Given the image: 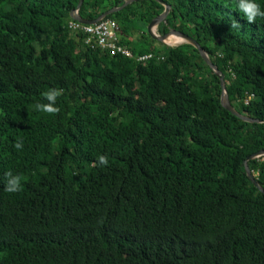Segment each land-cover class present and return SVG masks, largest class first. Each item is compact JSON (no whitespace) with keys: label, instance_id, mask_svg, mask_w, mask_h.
<instances>
[{"label":"trees","instance_id":"1","mask_svg":"<svg viewBox=\"0 0 264 264\" xmlns=\"http://www.w3.org/2000/svg\"><path fill=\"white\" fill-rule=\"evenodd\" d=\"M125 1L80 13L96 21ZM162 1L158 33L195 39L234 109L262 123L222 106L195 47L149 35L159 0L107 17L146 62L87 46L70 29L81 0H0V264H264V194L245 167L264 151V20L249 24L237 0ZM52 89L59 110H37ZM248 166L264 189V156Z\"/></svg>","mask_w":264,"mask_h":264},{"label":"water","instance_id":"2","mask_svg":"<svg viewBox=\"0 0 264 264\" xmlns=\"http://www.w3.org/2000/svg\"><path fill=\"white\" fill-rule=\"evenodd\" d=\"M138 1V0H126L125 3L121 6L115 7L113 9L108 10L107 12H105L101 17H99L98 19H96V21H88L86 19H84L81 16V8L85 2V0H81L80 6L79 8L73 12L72 17L74 20H77L78 22H81L83 24H96L98 21L103 20L104 18H107L109 15H111L112 13L119 11L123 8H125L127 5ZM161 2L162 5H164L165 7V11L162 15H160L158 18L154 19L152 22H150V24L148 25V33L149 35L154 38L155 40L167 45V46H171V47H178L184 44H189L192 45L193 47H195L201 57L203 58L204 61H206V63L214 70V72L216 73V76L220 79V83H221V87H222V106L227 109L229 112H231L233 115H235L236 117L240 118L241 120L248 122V123H262V121L259 120H254L248 117H245L243 115H241L240 113H238L234 107L232 106L227 90H226V83H225V77L224 74L222 73V71L220 70V68L212 61L211 57L208 55V53L200 46V44L193 39L192 37L188 36L187 34H184L180 31H176V30H171L169 33H167L166 35H159L156 32V27L159 26L161 23L166 22L167 17L172 9L171 5H168L167 3L163 2L162 0H159ZM170 35H176L179 36L183 39V42L180 44H176V45H170L166 42V39L168 37H170ZM264 156V151H260L257 154L251 155L246 161H245V167H246V171H247V175L249 176L250 180L252 181V183L255 185L256 188L259 189V191L261 193L264 194V189L260 186V184L257 182L255 176L253 175L252 171L250 170L249 166H248V162L250 160H254L257 158H260Z\"/></svg>","mask_w":264,"mask_h":264},{"label":"clouds","instance_id":"3","mask_svg":"<svg viewBox=\"0 0 264 264\" xmlns=\"http://www.w3.org/2000/svg\"><path fill=\"white\" fill-rule=\"evenodd\" d=\"M237 11L242 13V16L246 18L249 24L258 20H264V6L258 3L257 0H237ZM239 25L240 24L235 21L231 23V28L235 29L239 27ZM60 95L61 92L57 89H52L44 93L43 99L47 101V103H38L36 109L47 113L57 112L59 109L56 107V101L57 97ZM13 146L15 149L21 150L23 148V141L18 140ZM97 160L100 166H106L109 163L106 155H99ZM2 183L4 190L8 193H16L20 191L22 187L20 176L12 171H8L4 174Z\"/></svg>","mask_w":264,"mask_h":264},{"label":"built area","instance_id":"4","mask_svg":"<svg viewBox=\"0 0 264 264\" xmlns=\"http://www.w3.org/2000/svg\"><path fill=\"white\" fill-rule=\"evenodd\" d=\"M70 29L86 34V45L93 49H106L112 53L122 54L138 62H146L153 59V54L135 57L130 48L120 42V29L118 21L112 18H104L96 24H83L77 20L70 23Z\"/></svg>","mask_w":264,"mask_h":264},{"label":"bare ground","instance_id":"5","mask_svg":"<svg viewBox=\"0 0 264 264\" xmlns=\"http://www.w3.org/2000/svg\"><path fill=\"white\" fill-rule=\"evenodd\" d=\"M109 17V16H108ZM68 26V25H67ZM166 42L170 45H176V44H180L183 42V39L179 36L176 35H170V37H168L166 39ZM128 58V57H127ZM154 59V58H153ZM134 60V59H133Z\"/></svg>","mask_w":264,"mask_h":264},{"label":"rangeland","instance_id":"6","mask_svg":"<svg viewBox=\"0 0 264 264\" xmlns=\"http://www.w3.org/2000/svg\"><path fill=\"white\" fill-rule=\"evenodd\" d=\"M158 27H159V26L156 27V32H157V34H159V33H158ZM159 35H160V34H159ZM129 38H130V39H133V36H131V37H129Z\"/></svg>","mask_w":264,"mask_h":264}]
</instances>
